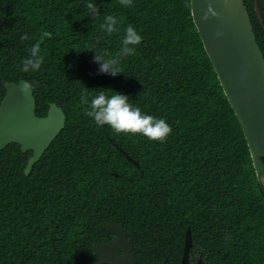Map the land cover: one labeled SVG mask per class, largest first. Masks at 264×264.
<instances>
[{"label": "trees", "instance_id": "obj_1", "mask_svg": "<svg viewBox=\"0 0 264 264\" xmlns=\"http://www.w3.org/2000/svg\"><path fill=\"white\" fill-rule=\"evenodd\" d=\"M244 2L264 56V0ZM106 15L119 32L101 28ZM129 24L141 44L123 74H100L93 51L118 53ZM44 31L41 68L22 72ZM22 80L35 83L37 116L55 103L66 125L29 175L32 151H0V264H96L94 240L111 241L110 222L125 229L137 264H181L188 229L190 264H264V194L191 0H0V105L5 84ZM99 89L164 119L167 141L97 126L81 97Z\"/></svg>", "mask_w": 264, "mask_h": 264}, {"label": "water", "instance_id": "obj_2", "mask_svg": "<svg viewBox=\"0 0 264 264\" xmlns=\"http://www.w3.org/2000/svg\"><path fill=\"white\" fill-rule=\"evenodd\" d=\"M191 11L207 55L242 126L264 194V56L245 2L191 0ZM256 11L262 23L259 8ZM22 82L5 84L6 94L0 105V151L10 144L20 145L24 153L32 151L25 170L29 175L64 130L66 114L52 103L46 116H37L34 93L22 95ZM104 229L114 237L110 242L94 240L96 264H137L125 229L116 222L106 224ZM192 245L188 229L181 264H190Z\"/></svg>", "mask_w": 264, "mask_h": 264}, {"label": "clouds", "instance_id": "obj_3", "mask_svg": "<svg viewBox=\"0 0 264 264\" xmlns=\"http://www.w3.org/2000/svg\"><path fill=\"white\" fill-rule=\"evenodd\" d=\"M119 3L122 6L131 7L133 0H119ZM87 9L93 18L100 15L99 8L95 3H88ZM209 12H211V7H209ZM206 18L207 16H205ZM120 23L121 21L117 17L106 15L105 22L101 25V28L108 35H111L121 30L119 27ZM51 37L52 33L48 31L42 33L39 41L30 48L28 57L22 61V72H36L41 68L44 62V57L41 55V43L46 38L50 39ZM20 39L24 41L28 40L29 37L25 34ZM142 40V35L137 32L133 25L129 24L124 28V37L118 53L112 55L107 52L93 51L95 53L93 62L99 65V73L113 77L123 74V70L120 67L122 60L133 55ZM34 87V82L25 80L20 84L19 90L22 95L28 97ZM81 103L89 106L90 110L86 112V115L93 118L97 126H109L116 134H140L150 141L164 143L173 131L172 127L164 119L143 114L139 107L130 103L127 95L110 89H99L91 97L90 101L87 96H82Z\"/></svg>", "mask_w": 264, "mask_h": 264}, {"label": "flooded vegetation", "instance_id": "obj_4", "mask_svg": "<svg viewBox=\"0 0 264 264\" xmlns=\"http://www.w3.org/2000/svg\"><path fill=\"white\" fill-rule=\"evenodd\" d=\"M259 8V11H260V14H261V10H260V7H259V5L257 4V8H256V10ZM262 15V14H261ZM261 18H262V16H261ZM260 19V18H259Z\"/></svg>", "mask_w": 264, "mask_h": 264}]
</instances>
